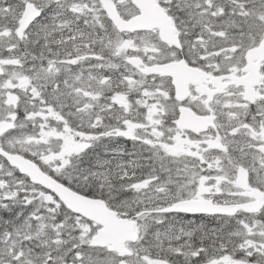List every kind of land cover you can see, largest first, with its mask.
Here are the masks:
<instances>
[{"label": "snow or ice", "instance_id": "obj_1", "mask_svg": "<svg viewBox=\"0 0 264 264\" xmlns=\"http://www.w3.org/2000/svg\"><path fill=\"white\" fill-rule=\"evenodd\" d=\"M0 264H264V0H0Z\"/></svg>", "mask_w": 264, "mask_h": 264}]
</instances>
